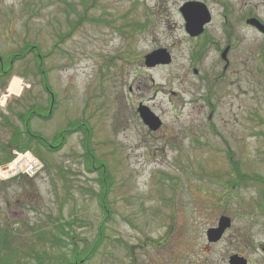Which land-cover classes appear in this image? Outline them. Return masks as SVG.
I'll return each instance as SVG.
<instances>
[{"label":"rangeland","instance_id":"1","mask_svg":"<svg viewBox=\"0 0 264 264\" xmlns=\"http://www.w3.org/2000/svg\"><path fill=\"white\" fill-rule=\"evenodd\" d=\"M186 1L0 0V55L37 46L55 95L51 118H32L31 131L55 146L59 130L85 122L112 181L106 212L101 168H85L82 134L56 152L21 134L16 113L37 105L46 114L49 95L34 53L15 61L10 77L22 90L1 104L11 78L0 79V144L19 134L16 146L43 167L0 180V264H68L101 224V247L76 264H228L233 255L264 264V182L253 179H264V36L245 25L255 17L264 26V0H204L213 27L226 3L236 21L226 72L214 52L190 56L179 11ZM159 48L171 64L146 68L144 57ZM140 103L161 120L155 132L140 121ZM9 151L0 147V160ZM235 167L253 180H239ZM221 216L231 226L210 244L206 232Z\"/></svg>","mask_w":264,"mask_h":264},{"label":"trees","instance_id":"2","mask_svg":"<svg viewBox=\"0 0 264 264\" xmlns=\"http://www.w3.org/2000/svg\"><path fill=\"white\" fill-rule=\"evenodd\" d=\"M25 50L22 54H10L7 57H2L0 55V79H3L5 76L10 77L11 76V66L15 61L21 60L25 54L27 53H34V59L36 67L38 68V73H40L41 77V85L43 90L49 95V112L46 114H41L39 112V106L33 105L30 106L26 111L24 112H18L16 113V116L18 120L22 123V135H24L29 142L35 141L39 146L45 148L46 150L50 152H56L58 151L61 146L64 144L66 137L69 134L72 133H80L82 134V145L84 149V157H85V168L88 171H92L94 169H100V174L98 176V182H99V191L97 193L98 195V201L100 207L104 210L105 206L102 204V201L104 200V196L106 195L107 191L109 190L110 185L112 184V181L109 177V175L106 173L105 165L101 162H97L95 160V155L93 153V150L91 148V139H92V130L88 127L85 122L81 121H71L65 129L59 130L53 137V143L55 146H52L48 140L30 130L29 123L30 120L34 117H38L40 119H49L52 116L53 112V106L55 103V95L53 94L51 88L48 85V78H47V72L44 69V55H42L39 52V48L35 45H24ZM19 137V134H14L11 139L6 143V146L10 148H19L24 149L25 147H19L16 146V139ZM5 145L0 144V147L2 149L7 148ZM10 159V155L7 154L5 158L0 160V163L8 161ZM96 165V167H95ZM236 165V163L234 164ZM235 175L238 177L239 180H258L260 182H264V179H261L260 177L254 176L253 179H250L248 175L242 174L237 167L234 169ZM107 208V207H106ZM106 212H109L108 209H105ZM104 225L101 224L98 228V234L96 239L87 247L80 251H76L75 249L73 251V261L68 262V264H76L79 259L80 260H89L97 250L101 247L103 240H104Z\"/></svg>","mask_w":264,"mask_h":264},{"label":"flooded vegetation","instance_id":"3","mask_svg":"<svg viewBox=\"0 0 264 264\" xmlns=\"http://www.w3.org/2000/svg\"><path fill=\"white\" fill-rule=\"evenodd\" d=\"M189 2H198L204 6L205 13L202 14V20L208 19V23L203 26V31L198 36H190L187 34L183 25L187 41L190 42V56L193 57V61L200 62L207 53L214 52L216 61L222 67V71H229L233 65V56L238 40L236 21L227 19L228 15L230 17L232 16L230 7L227 3L224 5V21L220 28H215L212 26L215 21V15L209 4L204 0H189L183 4ZM238 18L241 20L240 16ZM249 19L251 18L249 17ZM246 21L247 19H245L246 27L255 30ZM210 73L213 72L211 71Z\"/></svg>","mask_w":264,"mask_h":264},{"label":"water","instance_id":"4","mask_svg":"<svg viewBox=\"0 0 264 264\" xmlns=\"http://www.w3.org/2000/svg\"><path fill=\"white\" fill-rule=\"evenodd\" d=\"M180 11L185 21V27L188 33L196 36L202 32V26L208 22V19L202 20L203 6L197 3H186ZM247 23L255 26L264 35V26H262L256 19H249ZM171 63V56L165 49H157L144 57V65L147 68H154L159 65H169ZM139 117L143 124L151 131H156L160 128V120L147 108L139 105L137 108ZM231 221L228 217L221 216L218 220L217 227L211 228L206 232V240L208 243H217L221 240L225 231L230 227ZM228 264H247V261L237 255L229 258Z\"/></svg>","mask_w":264,"mask_h":264},{"label":"built area","instance_id":"5","mask_svg":"<svg viewBox=\"0 0 264 264\" xmlns=\"http://www.w3.org/2000/svg\"><path fill=\"white\" fill-rule=\"evenodd\" d=\"M14 155L15 158L13 162L9 164L3 171L5 174H7V176H13L19 173L32 176L40 168L37 160L32 158L29 154L14 152Z\"/></svg>","mask_w":264,"mask_h":264},{"label":"bare ground","instance_id":"6","mask_svg":"<svg viewBox=\"0 0 264 264\" xmlns=\"http://www.w3.org/2000/svg\"><path fill=\"white\" fill-rule=\"evenodd\" d=\"M22 90V82L18 77H12L7 88V95L2 96L1 104L8 95H18Z\"/></svg>","mask_w":264,"mask_h":264}]
</instances>
